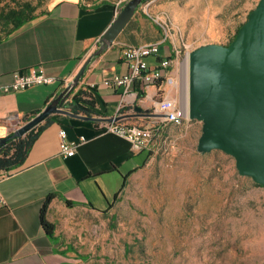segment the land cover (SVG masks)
<instances>
[{
    "label": "rangeland",
    "instance_id": "374dc122",
    "mask_svg": "<svg viewBox=\"0 0 264 264\" xmlns=\"http://www.w3.org/2000/svg\"><path fill=\"white\" fill-rule=\"evenodd\" d=\"M29 1L40 13L53 0H0V11ZM113 1L122 9L129 0ZM259 1L146 0L139 6L135 15L145 18L132 17L120 33L122 47L160 41L177 56L161 52L170 65L154 83L158 99L147 119L130 123L152 122V136L142 150L132 148L147 151L148 159L115 210H55L59 230L77 250L69 252L67 264H264V185L242 174L234 155L199 148L204 122L191 118L187 107L190 52L204 44L231 43ZM150 57L158 66V57ZM150 85L141 80L123 87ZM165 98L186 109L188 117L165 119L157 107Z\"/></svg>",
    "mask_w": 264,
    "mask_h": 264
},
{
    "label": "crops",
    "instance_id": "0c3cea01",
    "mask_svg": "<svg viewBox=\"0 0 264 264\" xmlns=\"http://www.w3.org/2000/svg\"><path fill=\"white\" fill-rule=\"evenodd\" d=\"M121 7L113 0H53L44 13L0 38V86L10 84L16 71L38 65L56 77L49 84L0 95V138L42 112L67 87L86 59L99 49L100 39ZM136 16L143 22L145 17ZM118 38L88 65L62 105L67 112H54L40 122L50 120L24 163L0 170V197L4 199H0V264H67L69 252L77 250L70 249L73 244L59 230L55 210L81 208L111 214L134 173L146 163L147 151H133L127 138L104 127L113 120L130 124L147 119L146 112L160 93L156 84L127 90L105 83L129 70L123 38ZM161 46L175 60V48L168 43ZM149 62L150 68L157 67L155 57ZM81 91L86 94L83 100L77 99L81 111L76 112L70 103ZM90 98L95 103H90ZM61 129L67 130L70 140L79 142L81 136L86 137L73 156L61 154ZM50 193H56L47 210V218L56 224L53 236L41 221Z\"/></svg>",
    "mask_w": 264,
    "mask_h": 264
},
{
    "label": "water",
    "instance_id": "95a60500",
    "mask_svg": "<svg viewBox=\"0 0 264 264\" xmlns=\"http://www.w3.org/2000/svg\"><path fill=\"white\" fill-rule=\"evenodd\" d=\"M146 0H129L74 79L46 108L6 137L0 147L62 108L88 65L110 46ZM188 112L204 122L199 148L222 149L235 156L242 174L264 185V0L251 11L230 44L209 43L189 56ZM140 108V107H137Z\"/></svg>",
    "mask_w": 264,
    "mask_h": 264
},
{
    "label": "built area",
    "instance_id": "2783aa9c",
    "mask_svg": "<svg viewBox=\"0 0 264 264\" xmlns=\"http://www.w3.org/2000/svg\"><path fill=\"white\" fill-rule=\"evenodd\" d=\"M161 42H151L148 44L135 45L129 44L124 46V58L129 64V70L121 75H116L112 79L105 80V83L110 86H125L130 87L137 81L144 83H157L162 77L165 69L169 67V59L161 54ZM156 56L159 59V64L156 68H150L149 57ZM56 81V77L47 73L43 65L31 67L27 71L18 70L14 73L13 82L0 87V95L8 92L19 91L33 86L49 84ZM159 111L163 113L165 119L170 120L187 112L186 109L179 106L175 101L165 98L158 102ZM140 127L127 123L116 121L108 122L104 127L107 131L118 133L126 137L134 150H142L150 143L152 129L150 126ZM60 151L65 157L73 156L76 152L80 141L86 140L85 136H81L80 141L70 140L67 137V130H60ZM1 198V197H0Z\"/></svg>",
    "mask_w": 264,
    "mask_h": 264
},
{
    "label": "trees",
    "instance_id": "16d2710c",
    "mask_svg": "<svg viewBox=\"0 0 264 264\" xmlns=\"http://www.w3.org/2000/svg\"><path fill=\"white\" fill-rule=\"evenodd\" d=\"M36 10H37V6L29 1V2H25V4L20 7L15 6V7H11L10 9L0 11V28L4 27V29L7 30L6 36L10 35L14 31L21 28L24 24L34 19L38 14L45 12V11H42L40 13H36ZM238 31L236 32L235 37ZM3 37L5 36H2L0 33V38H3ZM84 94L86 93L84 91H81V93L78 92V94L74 96V102L70 103L74 111L76 112L81 111V109L78 107L80 104L77 99L83 100L82 95ZM89 102L95 103L94 98H90ZM29 120L30 119H28V121ZM49 122L50 120L47 118L45 123H39L36 126H34L32 129H30L26 134L22 136L13 137L9 141H7L5 144H3L0 147V170L1 169H12V168L18 167L21 164H23L35 140L37 139L40 132L45 128V126ZM124 177L125 179H124L123 187L127 183L128 176L125 175ZM118 194L119 192L116 194V197L118 196ZM55 196H56V193H50L47 196L46 201L41 211L42 224L44 225V228L46 229L48 234L52 236L55 234L56 224L47 218V210H48L49 203ZM67 202L70 206L74 205V203H72L71 201H67ZM74 248H75L74 245L70 246V249H74ZM81 257L83 259L88 258V256H85V255H82Z\"/></svg>",
    "mask_w": 264,
    "mask_h": 264
},
{
    "label": "bare ground",
    "instance_id": "6f19581e",
    "mask_svg": "<svg viewBox=\"0 0 264 264\" xmlns=\"http://www.w3.org/2000/svg\"><path fill=\"white\" fill-rule=\"evenodd\" d=\"M186 117H188L187 112H183V114H180L179 116H176L175 118L170 119V121L181 122Z\"/></svg>",
    "mask_w": 264,
    "mask_h": 264
}]
</instances>
